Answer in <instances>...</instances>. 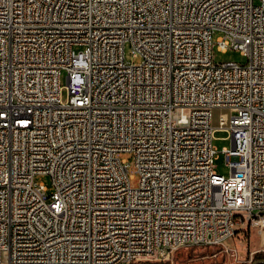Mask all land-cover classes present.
<instances>
[{"label":"built area","instance_id":"1","mask_svg":"<svg viewBox=\"0 0 264 264\" xmlns=\"http://www.w3.org/2000/svg\"><path fill=\"white\" fill-rule=\"evenodd\" d=\"M249 225L264 230V0H0V264L169 261Z\"/></svg>","mask_w":264,"mask_h":264},{"label":"rangeland","instance_id":"2","mask_svg":"<svg viewBox=\"0 0 264 264\" xmlns=\"http://www.w3.org/2000/svg\"><path fill=\"white\" fill-rule=\"evenodd\" d=\"M217 37L218 35L215 36V38ZM212 58L215 64L227 62H236L239 64L245 63V57L242 56L240 52L234 50L223 52L214 48ZM124 59L126 63L135 65L141 63V58L139 56L133 57L131 55L130 47L128 45L125 47ZM60 84L63 87L61 98L65 101L67 97L65 72H62L60 75ZM220 113L221 111L213 112L212 124L214 127L217 126V119ZM213 137V146L218 152L217 158L214 162L215 171L223 177H228L229 168L226 165L224 154L221 152L223 148L230 149L231 140L227 133L221 131H216ZM118 157L131 164L130 174H133L131 184L136 187L138 185L139 177L133 171L132 155L130 153H121ZM34 180L35 182L44 185L48 196L53 192V185L50 176L36 175ZM262 234H264V230L254 228L250 225L246 227L243 226L235 230L234 235L225 243V246H203L193 249L182 248L176 251L169 261L142 259L137 262H150L153 264H253V252L258 249L264 250V244H262L264 239L260 237Z\"/></svg>","mask_w":264,"mask_h":264},{"label":"trees","instance_id":"3","mask_svg":"<svg viewBox=\"0 0 264 264\" xmlns=\"http://www.w3.org/2000/svg\"><path fill=\"white\" fill-rule=\"evenodd\" d=\"M259 260H264V251L254 253L253 261L255 262V261H259ZM131 264H153V263H150V262H135V263H131ZM260 264H262V263H260Z\"/></svg>","mask_w":264,"mask_h":264},{"label":"crops","instance_id":"4","mask_svg":"<svg viewBox=\"0 0 264 264\" xmlns=\"http://www.w3.org/2000/svg\"><path fill=\"white\" fill-rule=\"evenodd\" d=\"M262 239H264V234H262V236H260ZM262 244H264V242H262ZM258 247V246H257ZM261 251H264V250H255L254 252H253V255H254V253H257V252H261Z\"/></svg>","mask_w":264,"mask_h":264},{"label":"water","instance_id":"5","mask_svg":"<svg viewBox=\"0 0 264 264\" xmlns=\"http://www.w3.org/2000/svg\"><path fill=\"white\" fill-rule=\"evenodd\" d=\"M260 263H264V260L256 261V262H254L253 264H260Z\"/></svg>","mask_w":264,"mask_h":264}]
</instances>
